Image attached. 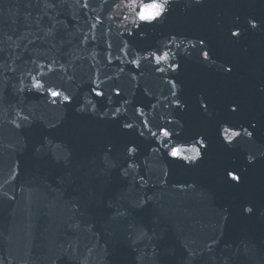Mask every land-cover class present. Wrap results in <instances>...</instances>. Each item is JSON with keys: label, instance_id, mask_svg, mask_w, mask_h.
<instances>
[{"label": "water", "instance_id": "1", "mask_svg": "<svg viewBox=\"0 0 264 264\" xmlns=\"http://www.w3.org/2000/svg\"><path fill=\"white\" fill-rule=\"evenodd\" d=\"M131 2L0 0V264H264V0Z\"/></svg>", "mask_w": 264, "mask_h": 264}, {"label": "snow or ice", "instance_id": "2", "mask_svg": "<svg viewBox=\"0 0 264 264\" xmlns=\"http://www.w3.org/2000/svg\"><path fill=\"white\" fill-rule=\"evenodd\" d=\"M192 2L195 5H200L202 3V0H192ZM162 3H163V6L159 5V4L156 5V7L159 8V11H155V12H152L151 14H147V15L145 14V9L151 8L152 5L140 3L138 12L135 11V9L137 8V0H132V2L129 3L127 6H128L129 9L134 11V14H135L136 18L140 22H149L150 23V22H155L158 19L162 18L163 14L166 13V11H167V9L169 7V0H166V3H164L163 0H162ZM84 6L87 7V4L85 3ZM236 19L239 20L240 17L237 16ZM247 24H248L250 30H255V29H258V28L261 29V30H264V22L261 21V22L258 23L255 17H250L247 20ZM233 29H236V30H233ZM229 32H230V37L231 38H236L237 41L241 38V36L243 34L242 30H240L239 24H234L233 28L229 29ZM197 43L200 46V51L203 54L204 60L205 61L210 60L211 57H210L209 52L204 50V47L206 46V41L203 38H200ZM196 46L197 45H193V47H196ZM166 58H167V53H165L164 56H156L155 57L157 63H159L162 59H166ZM132 63H136V62L132 61ZM170 67L172 68L173 71H175V70L178 69L179 66L174 64V65H171ZM158 70L159 71H163V69H158ZM225 71L227 73H232L233 72V66L227 67L225 69ZM34 87L39 89V88L43 87V85L39 81H37L35 83ZM172 87H173V89H175L176 84L173 83ZM258 91H259V93L264 94V83H261V86L258 88ZM49 92H50V95L52 97H59L61 95L59 92L53 91L51 89H49ZM95 94L97 96H102L103 95V93L100 92V91H96ZM116 94L119 95V92L117 91ZM172 96L175 98L176 106L179 107L180 106V100L177 97V94H176L175 91L172 92ZM63 100L67 101V102H70V97L65 95L63 97ZM201 107L206 112L208 110V108H209V104L206 101L202 100L201 101ZM228 109H229L230 113H238L240 111V104L238 102H236V101H233V102H231L228 105ZM138 111L141 112V115L143 114L142 110L138 109ZM116 112H119V109H116ZM144 123H145V126H147L148 122L145 121ZM168 123L171 124L172 121H168ZM258 123H264V119H261V121H255L254 118L253 119H249V120H247V127H244L243 125H241L242 130H243V135L248 137L250 141L255 139V134L257 132V124ZM123 128L124 129H133V125L126 122V123H124ZM249 129H251V130H249ZM223 131H224V140L222 141V143L226 142V144H231L233 142V138L234 137H240V135H241L240 132L230 131L229 128H224ZM139 134L141 136H143L144 132L141 131ZM151 135L155 137V136H157V133L156 132H152ZM160 135H162L165 138H170L171 133H170L169 130L163 129V130H161ZM197 135L200 138L198 140H195V144L199 145V147L193 146V147L188 149V151L191 152L192 155L183 156L182 155V150L181 149H175V148L172 149L169 152V155L171 157H173V158H181L184 161H188L189 163L197 162V158H199L200 160H203L204 156L207 154V150L209 148V143H206L207 137H205L204 135H202L200 133H197ZM166 146H167L166 142L161 145V147H166ZM201 149H204L203 153H202ZM156 150L158 151L159 149H156ZM134 151H135L134 148H129L128 149L129 153H132ZM248 161H249V164L252 165L256 161L255 155L250 154L248 156ZM130 167H131V165H130ZM226 175L230 176L232 181H236L238 183L241 182V176L235 174L234 171H228L226 173ZM247 211L249 213H251L253 211V209L252 208H248Z\"/></svg>", "mask_w": 264, "mask_h": 264}, {"label": "clouds", "instance_id": "3", "mask_svg": "<svg viewBox=\"0 0 264 264\" xmlns=\"http://www.w3.org/2000/svg\"><path fill=\"white\" fill-rule=\"evenodd\" d=\"M164 3H166V0H163ZM149 5H152L151 8H147L145 9V14H151L152 12H155V11H159V8L156 7V5H162L163 6V3H162V0H153V2L151 3H147Z\"/></svg>", "mask_w": 264, "mask_h": 264}]
</instances>
